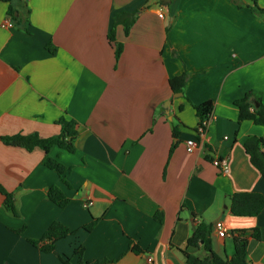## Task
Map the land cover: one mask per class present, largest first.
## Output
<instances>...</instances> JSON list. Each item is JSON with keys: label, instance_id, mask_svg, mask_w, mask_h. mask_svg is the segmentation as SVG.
I'll return each mask as SVG.
<instances>
[{"label": "crops", "instance_id": "0c3cea01", "mask_svg": "<svg viewBox=\"0 0 264 264\" xmlns=\"http://www.w3.org/2000/svg\"><path fill=\"white\" fill-rule=\"evenodd\" d=\"M164 2L10 0L17 19L3 28L10 17L0 0V138L54 137L60 118L76 121L78 134L75 153H49L68 169L69 188L43 165L42 150L0 140V184L18 211L7 212L0 195V264H62L58 256L78 264L79 248L84 262L187 264L186 254L208 256L187 246L195 227L217 222L231 234L258 229L259 241L248 236L246 264H264V209L249 218L229 208L236 193L264 197V178L243 149L249 137L264 141V127L239 123L234 106L247 92L264 104V11L249 0ZM120 12L135 21L128 35L116 27V62L108 35ZM245 71L254 86L242 84ZM182 74L184 92L172 94L169 80ZM208 101L213 118L187 154L186 141L198 140L194 106ZM224 157L225 175L212 164ZM51 187L69 199L65 208L47 198ZM54 222L76 234L56 242L54 253L27 242ZM232 237L213 232L212 251L229 260Z\"/></svg>", "mask_w": 264, "mask_h": 264}, {"label": "trees", "instance_id": "16d2710c", "mask_svg": "<svg viewBox=\"0 0 264 264\" xmlns=\"http://www.w3.org/2000/svg\"><path fill=\"white\" fill-rule=\"evenodd\" d=\"M1 1L8 4L7 15L10 17V19L12 18L13 20H16L17 18L15 16V10L11 6L10 0ZM249 1L252 3L250 8L254 12L261 13L264 11V9H259L257 7V0ZM134 17L135 14L133 13L120 12L116 15L112 28L109 31L108 41L111 45L114 46V57L116 62L119 60L122 53V45L117 43L115 40L116 27L121 26L123 28L124 34L128 35L131 27L134 24ZM46 49L51 52L53 51L50 45H47ZM186 83V74H182L169 80V88L172 94H183ZM253 100L254 105L252 104ZM234 106L238 110L239 123L249 121L254 125L264 127V104H262L260 98L256 97L253 92H247L241 99L236 100L234 102ZM194 110L196 113V117L198 118V122L200 123L212 114L213 104L208 101L194 106ZM57 125L60 127V133L54 137L40 138L37 134H30L2 137L0 138V140L7 146L23 148L29 152L34 150L35 148L42 150L45 154L43 165L49 170L55 172L60 178L62 184L69 188L70 185L65 180V173L68 169L57 159L51 158L49 156V153L53 148H58L70 154L75 153L74 141L78 135L76 131L77 123L74 120L60 118L57 121ZM173 135L176 136L175 128L173 130ZM243 149L246 156L248 157L250 164L264 178V141L258 137H249L243 143ZM0 195L3 197L4 209L14 217H18V211L15 206L13 195L5 190V188L1 184ZM47 198L61 209L65 208L69 202V199L58 187L49 188L47 192ZM229 208L230 213L235 217L255 218L264 209V197L256 193H236L233 194L230 198ZM97 221V219L93 220L90 224L84 226L83 229L86 232H91L94 229ZM15 233L21 235L23 233V230L21 229L15 231ZM212 233V228L206 224L202 223L195 227L192 235L187 240V246L191 248L201 247L208 256L204 260H199L192 255L186 254L187 264H246L248 236H250L255 241L260 240V233L258 229H253L249 232H232L234 253L229 260H224L212 251ZM75 234L76 231H71L62 224L54 222L48 227V229L39 240L28 239L27 242L44 253H54V246L56 242ZM131 250H133L134 252L140 251L135 246H133ZM74 254L78 258V264H109L116 262V260L84 262L82 260V248L76 249L74 251ZM58 258L62 264H70V259L68 257L58 256Z\"/></svg>", "mask_w": 264, "mask_h": 264}, {"label": "built area", "instance_id": "2783aa9c", "mask_svg": "<svg viewBox=\"0 0 264 264\" xmlns=\"http://www.w3.org/2000/svg\"><path fill=\"white\" fill-rule=\"evenodd\" d=\"M159 17H162V14H159ZM3 28H10L12 27V22L9 18H6V20L2 23ZM212 114L200 122L196 129V134L198 136V140L191 139L187 140L185 143V151L187 154H193L197 148H199L202 145L201 140L199 139L201 136H205L209 124L212 120ZM224 139H227L226 137ZM228 157L224 158H216L212 161V164L219 170L221 174H227L228 173ZM92 203H87L86 206H90ZM213 232L219 237V238H230L232 237V234L227 231V229L224 227V225L221 222H217L213 227ZM151 258H148V262H151Z\"/></svg>", "mask_w": 264, "mask_h": 264}, {"label": "rangeland", "instance_id": "374dc122", "mask_svg": "<svg viewBox=\"0 0 264 264\" xmlns=\"http://www.w3.org/2000/svg\"><path fill=\"white\" fill-rule=\"evenodd\" d=\"M241 82L243 85L254 86V85H251V76L247 71L241 74Z\"/></svg>", "mask_w": 264, "mask_h": 264}, {"label": "water", "instance_id": "95a60500", "mask_svg": "<svg viewBox=\"0 0 264 264\" xmlns=\"http://www.w3.org/2000/svg\"><path fill=\"white\" fill-rule=\"evenodd\" d=\"M162 3H165V2H164V0H162ZM176 95L182 96V94H181V93H179V94H176Z\"/></svg>", "mask_w": 264, "mask_h": 264}]
</instances>
